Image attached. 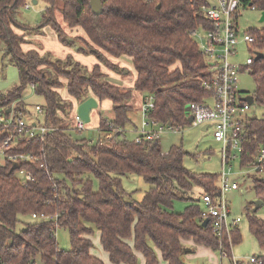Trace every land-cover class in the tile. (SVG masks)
Segmentation results:
<instances>
[{
	"label": "trees",
	"instance_id": "obj_1",
	"mask_svg": "<svg viewBox=\"0 0 264 264\" xmlns=\"http://www.w3.org/2000/svg\"><path fill=\"white\" fill-rule=\"evenodd\" d=\"M27 1L0 0V43L18 73V84L0 93V114L11 116L14 123L31 119L34 114L22 96L25 86L33 84L34 94L43 99L35 123L52 130L42 139L27 140L25 132L32 123L26 121L22 131H15L9 148L0 153V264H104L90 253L89 236L94 230L88 223L99 230L111 264H137V254L145 264H185L181 260L184 241L217 252L219 243L210 225L202 226L198 201L184 195L194 187L218 195V175L187 170L185 152L179 147L163 153L157 141L138 144L126 139L123 131L129 123L133 90L153 96L151 119L177 127L188 124L186 106L203 103L209 96L202 85L207 66L192 36L195 28L209 25L200 10L204 0H102L100 15L91 12L89 0H36L46 8L35 32L50 27L61 44L76 45L79 52L95 56L109 68L114 64L107 55L130 57L136 72L132 89L111 85L97 64L88 70L70 57L53 59L24 52L23 36L14 28L24 27L17 15ZM248 4L264 12V0H245ZM56 11L69 28H81L85 38L68 36ZM247 32L256 39L255 51L263 54L254 58L250 75L254 103L264 110V28ZM61 79L66 80L70 99L60 96ZM88 97L112 105L111 117L99 120L94 143L80 137L81 131L67 121L72 100ZM11 131L0 127V145ZM259 147L264 149V112L249 119L241 166L252 165ZM22 154L38 160L14 163L7 158ZM261 166L264 172V160ZM18 172L30 177L20 180ZM129 174L149 184L140 201L126 199L120 176ZM252 183L256 198L264 203V179L253 178ZM177 198L189 202L182 213L172 211ZM33 214L50 218L25 223L16 231L19 217ZM247 219L250 234L264 251V220L254 215ZM60 227L68 230L69 250L57 245L55 233ZM231 237L233 245L240 243L238 226ZM258 258L264 264V255Z\"/></svg>",
	"mask_w": 264,
	"mask_h": 264
},
{
	"label": "rangeland",
	"instance_id": "obj_2",
	"mask_svg": "<svg viewBox=\"0 0 264 264\" xmlns=\"http://www.w3.org/2000/svg\"><path fill=\"white\" fill-rule=\"evenodd\" d=\"M211 4H214V0H209ZM46 5L39 2L37 5L29 10H24L23 6L18 10V19L20 23L24 25L21 28H14L15 33L23 35V39L29 41L28 44H33L31 39L33 34L37 32L34 31L35 27L40 22V17ZM57 21L61 27H64V31L68 32L66 24L61 19V15L56 11ZM261 12L257 9L251 8H240L239 13L236 16V23L239 29V44L236 47V54L234 57L230 58V61L238 65H244L247 58H254V53L256 52L253 46L247 45L241 41L244 33L247 31H252L255 29L264 28V21H260ZM79 29V28H78ZM83 35L84 32L79 29ZM203 31H197L196 36L193 38L194 41L201 45L204 43ZM31 39V40H30ZM39 48L43 49L45 52L43 54H48L53 59H65L70 57L72 62L79 63L81 66L86 67L88 70L92 69L94 64L99 65V61L93 55L83 54L79 52L76 45L65 46L58 41L56 34L50 27H45L42 29V35L38 38ZM24 47V46H22ZM22 49V48H21ZM4 45L0 43V93H6L11 90L14 86L18 84V74L15 66L11 63V59L4 52ZM4 56V57H3ZM121 58L108 57L114 68H109L103 64H100V71L104 74L105 80H107L111 85L123 88L132 89L135 83L136 72L132 65V62L123 63L125 60ZM128 61V60H125ZM99 63V64H98ZM62 87L59 89L61 98L67 100V92L65 81L60 80ZM237 86L242 95L252 96L254 92V83L250 75V70H245L239 73L237 76ZM140 94L136 91H132L131 99L128 104L135 109L138 103V98ZM23 102L28 106L33 108L36 104H42L43 99L37 97L34 94L32 87L27 84L25 86L23 96ZM211 103V101H209ZM112 105L109 101L99 102L98 107L90 112V121L85 123V128L81 131L80 137L88 139L89 142H95L98 135L96 134L95 124L98 122L99 118H110L112 115ZM185 107V116L189 115V109ZM74 109L69 114L67 121L70 127H74ZM137 112V111H136ZM264 110L259 109L255 103H253L248 111V115L260 117ZM1 115V114H0ZM131 120L133 124L127 128L125 137L128 140L134 139L135 135H138V130L141 123V115L137 113L131 114ZM134 127H137L136 131ZM125 133V131H124ZM159 150L163 153L167 152L171 147H179L184 152L183 165L184 167L193 173H211L219 175L222 173L223 165L221 161V145L215 142L212 138L211 127L207 131H202L201 127H192L186 124L179 127V131L172 132L169 130H164V132L159 134L157 139ZM228 172V170H226ZM16 176L20 180H25V174L23 172H18ZM230 180H234L239 184L238 190L228 191L225 193V199L228 203L230 210V217L240 218L238 228L241 235V241L239 244L233 245L231 249L230 257H220L216 252L213 255L207 250L203 249L197 250L193 248L192 251L188 253H183L181 260L186 264H231L232 258L240 261H246L250 257L264 255V251L260 250L255 239L250 234L248 229V219L247 216L254 215L255 217L264 220V203L255 209V203L259 201L253 190V178L264 179V172H257L249 167H241V156L233 161L232 167L229 172ZM121 185L123 189L128 193L126 197L127 200L140 201L143 194L148 190L149 184L145 182L141 177L133 174L120 176ZM218 186V179H217ZM97 183L93 181V190H97ZM202 193L197 187H194L189 193L185 194L184 197H190L193 200H199V212H205L203 204L200 202V197ZM180 196V195H179ZM189 204L188 201L183 199H174L172 203V211L176 213H182L185 207ZM20 223L16 226V231L24 228L25 223H33L39 221L38 218H33L32 216H20ZM89 227L93 228L94 232L89 236L92 242V247L90 253L96 258L100 259L104 264H111L108 259V254L102 249L99 241V230H97L93 224L88 223ZM56 241L57 245L61 250H69V234L66 228L60 227L56 229ZM184 245V244H183ZM184 247H187L184 245ZM185 250L187 248H184ZM137 264H145L142 255H137ZM161 264V262H159ZM258 264V263H256Z\"/></svg>",
	"mask_w": 264,
	"mask_h": 264
},
{
	"label": "built area",
	"instance_id": "obj_3",
	"mask_svg": "<svg viewBox=\"0 0 264 264\" xmlns=\"http://www.w3.org/2000/svg\"><path fill=\"white\" fill-rule=\"evenodd\" d=\"M32 0L27 1L23 5L24 10L33 7ZM240 8L255 9L251 4L245 5V0H214L211 4L209 0H204V4L200 10L204 18L209 22L207 27H198L192 31L193 38L197 31H203L204 43L197 45L200 54L204 57L207 69V78L202 81V85L210 92L203 103L189 105V115L192 120L188 122L192 127H205L207 131L211 127L212 138L221 145V161L223 165L222 173L218 175L219 194L211 196L202 193L200 202L205 208V212H200L201 220H208L211 232L217 239L219 245L217 253L220 257H230L233 247L231 231L237 227L240 218H231L228 203L225 199V193L228 191L238 190L239 184L230 180L229 172L233 161L244 152V142L246 139V128L249 124L250 115L248 111L251 105L242 101L246 97L242 95L237 86V76L245 70L251 71V66L255 58H247L244 65H238L230 61L231 57L236 54V47L239 44V29L236 23V16ZM241 41L247 45L253 46L256 39L248 32L244 33ZM32 89L33 84H30ZM211 101V103H209ZM254 103V102H253ZM154 108V98L152 95H145L140 106L141 123L138 135L134 138L135 143L154 142L157 141L159 134L164 130L172 132L179 131V127L172 124H161L150 118V112ZM35 112L42 114L39 105L35 106ZM26 130L25 138H39L48 133L50 128L35 122ZM0 127L2 129H11L10 136L0 145V153L6 151L10 143L15 140V131H22L26 127L24 118H20L17 122H13L12 117L0 115ZM74 128L82 131L85 123L76 116ZM98 126L96 127V134ZM97 141V140H96ZM95 141V142H96ZM94 143V142H91ZM8 160L17 163L18 161L34 160L38 158L31 154H22L7 156ZM264 160V149L259 147L253 157L252 165L241 166L249 167L257 172L262 171V162ZM228 170V172H226ZM25 174V173H24ZM30 176L25 174V178ZM199 201V200H197ZM33 218L47 220L50 217L43 214L32 215ZM260 264L258 257L252 256L246 261H240L232 258L231 264Z\"/></svg>",
	"mask_w": 264,
	"mask_h": 264
},
{
	"label": "crops",
	"instance_id": "obj_4",
	"mask_svg": "<svg viewBox=\"0 0 264 264\" xmlns=\"http://www.w3.org/2000/svg\"><path fill=\"white\" fill-rule=\"evenodd\" d=\"M35 5H37V3L35 4ZM61 15V14H60ZM61 19H62V17H61ZM20 20V19H19ZM21 21V20H20ZM67 26V25H66ZM35 27V29H36V26H34ZM45 28V27H44ZM63 29H64V27H62ZM67 28H68V31H69V33L68 32H65L68 36H70V37H81V38H85V33H84V35H83V33L79 30V29H81V28H79V27H74V28H69L68 26H67ZM79 28V29H78ZM35 29H34V31H35ZM43 29V28H42ZM42 29L39 31V32H37L36 34H33V35H31L32 36V40L34 41L33 42V44L34 45H30V44H28L29 43V41H26L25 42V40H24V42L21 44V48H22V50L24 51V52H27V51H36L37 53H39L40 55H44L43 53H41L39 50L41 49V48H39L37 45H38V38L42 35ZM65 30V29H64ZM82 30V29H81ZM83 31V30H82ZM84 32V31H83ZM55 33V32H54ZM23 36V35H22ZM24 37V36H23ZM57 37V36H56ZM30 39V40H31ZM58 39V38H57ZM59 41V40H58ZM22 46H24V47H22ZM4 49H5V46H4ZM41 51L42 52H45L43 49H41ZM4 52V51H3ZM5 53V52H4ZM1 56V55H0ZM2 57V56H1ZM4 57V56H3ZM108 57H110V56H108L107 55V59H108ZM96 58V57H95ZM121 58V57H120ZM123 59H125V60H128V61H125V60H123L122 62L123 63H128V62H132V59L130 58V57H127V56H125V57H123ZM109 60V59H108ZM110 61V60H109ZM111 62V61H110ZM99 64V63H98ZM101 64V63H100ZM99 64V65H100ZM95 65V64H94ZM16 68V67H15ZM17 70V69H16ZM18 74V73H17ZM136 74V73H135ZM136 79V78H135ZM61 80H63V81H65V86H66V80H64V79H61ZM67 92V91H66ZM137 92V91H136ZM139 94H140V97L137 99L138 100V103H137V106L135 107V109L133 110V108L131 107V111H130V113L128 114V117H129V123L126 125V127H125V129L123 130V131H125V134H126V131H127V128H129V126L131 125V123L133 124V122H132V120H131V114H134V113H137V115H141L140 114V106H141V102H142V100H143V98H144V94H142V93H140V92H138ZM61 96V95H60ZM67 98L68 99H70V97L68 96V94H67ZM96 99V98H95ZM96 101L98 102V104H99V101L96 99ZM72 102H73V109L75 110L74 111V119L76 118V108H77V106H78V104L80 103V102H77L76 100H72ZM82 102V101H81ZM36 105H41V104H36ZM35 105V106H36ZM35 106L33 107V108H31L30 106H29V109L32 111V113L34 114V116H32L31 117V119H26L25 121H27V122H31V123H34L35 122V115H36V113H35V111H34V109H35ZM112 108V107H111ZM137 111V112H136ZM104 119H106V120H108V118H104ZM99 120H100V118H99ZM99 120H98V122L95 124V126H98L99 125ZM136 129H137V127H134V130L136 131ZM137 136V134L135 135V137ZM134 137V138H135ZM183 244L185 245V246H187V247H185V248H187L184 252L185 253H188V252H190V251H192L193 250V248H196V251H195V253L197 252V250H205V249H207L212 255H213V253L215 254L216 252L214 251V250H212L211 248H209V247H206V246H202V245H197V244H194L193 242H191V241H184L183 242ZM203 248V249H202ZM137 255H140V254H137ZM161 262V261H160ZM161 264H163L162 262H161ZM186 264V263H185Z\"/></svg>",
	"mask_w": 264,
	"mask_h": 264
},
{
	"label": "water",
	"instance_id": "obj_5",
	"mask_svg": "<svg viewBox=\"0 0 264 264\" xmlns=\"http://www.w3.org/2000/svg\"><path fill=\"white\" fill-rule=\"evenodd\" d=\"M32 3L35 5L37 3L36 0H32ZM89 6H90V10L94 15H100L103 11V6H102V0H89ZM260 21L263 22L264 21V12H261V17H260ZM263 54L256 52L255 55V60H258L260 58H262ZM242 101L247 102L249 105H252L254 100L253 97L248 95L244 98H242ZM98 107V102L96 101V99L94 97H88L85 100H83L82 102H80L76 108V115L78 118H80L84 123H89L90 121V112L93 109H96ZM189 109V106L187 107ZM10 112V110L8 111ZM7 112V113H8ZM192 120V118L189 116L187 118V121L190 122ZM202 131H205V127L201 128ZM262 202L259 200L255 203V209H257L260 204ZM208 224V220L205 219L202 222V226L205 227Z\"/></svg>",
	"mask_w": 264,
	"mask_h": 264
}]
</instances>
